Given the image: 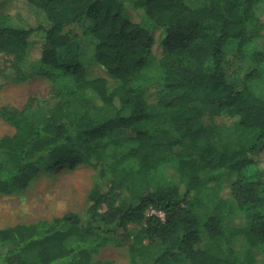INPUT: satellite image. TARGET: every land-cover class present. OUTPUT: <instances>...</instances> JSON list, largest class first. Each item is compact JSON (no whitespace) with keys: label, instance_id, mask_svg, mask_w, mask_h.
Instances as JSON below:
<instances>
[{"label":"trees","instance_id":"obj_1","mask_svg":"<svg viewBox=\"0 0 264 264\" xmlns=\"http://www.w3.org/2000/svg\"><path fill=\"white\" fill-rule=\"evenodd\" d=\"M4 1L0 89L42 65L49 93L0 106V192L94 183L82 212L0 227V264H264V0Z\"/></svg>","mask_w":264,"mask_h":264},{"label":"rangeland","instance_id":"obj_2","mask_svg":"<svg viewBox=\"0 0 264 264\" xmlns=\"http://www.w3.org/2000/svg\"><path fill=\"white\" fill-rule=\"evenodd\" d=\"M0 7L2 10L9 9L5 1L0 3ZM18 8L19 3L9 11L16 14ZM81 42L82 51L86 56H89L91 45L87 38L82 37ZM149 58L151 64L147 67L145 75L149 79H155L157 60L154 56H149ZM9 60V57L0 55L2 65L8 64ZM37 70L39 72L33 78L19 83H10L1 88L0 106L22 107L29 99L46 97L49 93L47 74L42 65ZM14 132V127L0 118V137ZM228 136L226 135V137ZM93 175L94 170L88 165H80L76 168L66 166L41 172L32 181L29 188L23 193L21 192L22 194L0 192V227L51 218L62 215L66 211L82 212L94 183ZM225 194L227 195V192ZM98 257L105 260H116L117 262L126 260L124 251L115 247L102 249Z\"/></svg>","mask_w":264,"mask_h":264}]
</instances>
